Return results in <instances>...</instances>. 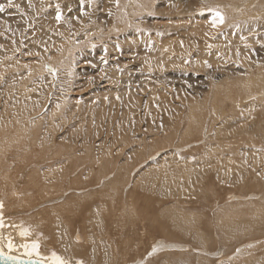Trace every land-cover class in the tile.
<instances>
[{
	"label": "bare ground",
	"instance_id": "6f19581e",
	"mask_svg": "<svg viewBox=\"0 0 264 264\" xmlns=\"http://www.w3.org/2000/svg\"><path fill=\"white\" fill-rule=\"evenodd\" d=\"M25 3H27V0H13V5L19 6V14H17L16 7H13L14 9H7L5 7L4 13H15L12 15L15 18L10 20L11 18L6 17V14L3 13L4 21H0V25L5 21H12L8 24V30L7 27L4 29L5 31L7 30L5 36L9 38L6 44L8 50L4 51L0 49V57L7 55L8 52L11 53V49L18 50L25 45L32 50L31 54L35 58L28 63L27 71L25 72H12V65L14 64L12 62L13 57L8 59V66H10L11 73L9 72L7 74V70L0 67V199H4L0 211L6 210L8 207L11 209L29 208V211L34 207V201H45L46 199L49 201L53 195H57L58 197L68 193L66 192L68 186L73 191V194L68 196V199L63 200V202L61 200L51 204L49 206L51 211L46 217L39 216L33 219V216L32 218L24 219L25 222H29L26 223L29 229V236L16 238L13 254L22 258L23 252H26L23 245L38 243L39 247H43V252H39V256L41 257V261L46 264H49L47 255L55 252H58L66 264H77L76 262L84 261H88L86 264H129L126 258L128 257V251L132 248L131 236L134 233L137 223L141 225L140 228H136V233L134 234L138 235V237L147 235L149 240L153 242L150 245L151 250L149 254L151 257L149 256V263H152L163 252L178 251L185 254L191 250L196 253V249H192L191 246L190 248L185 247V243L183 245L180 243L187 241L188 236H192L198 248L199 245H203L206 248V244L213 237V232L210 231L212 232L210 233L201 227L200 229H194L197 226L195 223H197L198 217L194 220V217H190L191 214L187 216V223H190L189 227L187 223H177V221L175 222L173 220L175 226L173 224L171 226H173L174 230L176 229L179 231V234L186 236L182 239L183 241L172 237L174 235H168L164 226L158 224L164 232H161L164 240L154 242L155 236H149L148 231V228L152 227L153 222L146 215L143 204L138 205L134 202L135 200L132 201L133 181L131 182V191H125L126 195L124 198L120 195L122 201L120 200L119 194L121 191H124L127 183L129 185L130 178H132L129 175L133 176V172L136 170L133 168L128 170L130 161L135 160L139 155L135 151L132 153L133 157L131 156V159L129 157L130 160L124 159L122 162L117 163V161H113L114 158L110 157L112 154L109 150H107V153L101 150L103 152L101 153L99 149L100 155L91 154L90 159L92 157L95 160H93L94 162L100 160L97 164L95 163L97 166L105 161L103 169L96 171L93 166H90L91 168L87 167L86 172H84L86 173V177L84 176L85 180L81 178L80 173H77V176L74 174V176H69L73 170L70 168V161L72 160V154L76 151L73 148L71 139L59 137L55 130L59 125H54L55 119L53 118L55 116L57 117L58 115L56 113L63 108L62 105L65 95L61 93L62 90L58 89L59 87L56 88L58 86L57 82L60 81L62 83L60 86L63 87L64 92L68 93L70 91L73 70L75 71L73 67L76 65H73L77 57L75 53L76 49L82 47L83 44H90V40H100L99 37L106 35V31H108L107 35L111 32L117 34L120 30L122 31L125 23H131L133 21L131 17L127 16L126 12L131 13L129 14L130 16H133L138 11L140 12V10L142 13H148L156 9L157 3H162L164 6L162 4L159 6L162 7L163 11L167 9L170 14L176 16L178 23L171 31H181L180 33L182 34H176L174 37L172 35L175 34H172V42L164 41L162 44L159 43L162 49L168 50V53L161 54L157 59L147 62L149 65L145 66V64L143 66H149L150 69L156 71V74H159L162 70L168 71L170 69L169 71H174L172 66L173 64L176 65L175 62H177L178 66L187 67L188 69L191 67V64L195 67L201 66L210 77L204 79V81L201 79L206 86L201 90L197 88V93L194 94L200 92L199 97H203V103L199 104V99L194 102L191 99L192 101H188V111L184 110L181 105V101L184 100L183 96L187 97L193 92L181 84V81L183 82L186 78L178 77L180 82L177 86L181 93L178 92L176 94L178 96L174 94L169 99L163 98L164 101H157L158 105H151L152 103L150 104V101L147 100H154L157 97L156 95L160 92L158 91L157 93V84H162L161 77L158 75L151 77L155 82L147 79H145V84H142L144 82H140V89L142 91L149 90V95L147 100H142V97L141 100L140 98L137 99L135 97L136 90L132 86L133 83L139 80L132 79L133 74L130 73L129 68L125 69V71L129 72L127 74L121 73L117 69L112 70L111 75H107V78L111 80L109 82L110 86H107L105 91V96H108L106 101L109 104L112 106L122 105L126 112L136 114L140 118H142V113L143 116L147 115L146 109L148 111L151 109L156 110L157 108L164 110V108L172 104V108L169 109L171 111L168 109L167 111L175 115H169L170 117L161 124V128L158 127L160 128L159 132H156L157 127L156 129L154 128L151 131L149 139L147 138L148 141H145V138L142 136L141 140L144 144L141 150L143 155L146 154L144 160L146 161L148 158L153 160L145 162L142 168L138 166L142 171L137 175L139 178L141 176L146 177V192L154 193L160 189L159 194L169 199L173 197L172 191L167 187L170 184V180L172 178H180V175L190 171V169H187L190 168L187 165H177V159L181 155V150L185 148L183 147L185 144H189L188 142H191L195 136L207 140L209 133L212 132V127L219 126L216 132H212L214 138L211 140L214 141V145L210 148V152L214 151L219 144H217V140L222 138V135L237 131L238 134H241L244 132L248 120L254 121L256 119L257 116L252 117L254 113L261 112L264 114V0H83V4H81V0H30L27 4ZM98 3L103 4L98 6ZM112 4H115L116 7H112ZM211 5L220 14L219 17L216 14L211 13L207 15L205 13L208 10V6ZM99 8L101 10H110V12L114 13V19L111 21L109 18L108 23L101 29L97 25L99 23L97 13L99 12ZM57 11H59L61 17L59 21L56 19ZM106 13L104 14L107 15ZM199 13L207 16L196 15ZM144 15L142 14V16ZM220 17L223 18L222 23L219 22ZM214 20L216 21L215 26H213ZM137 23L143 27L146 24L151 25V20L148 17H142ZM187 30L190 31L187 32ZM28 31H30V34L27 33ZM135 31L134 29L130 31L135 37L133 40H131L132 38L127 40L128 42H136V40H140L138 37H142V35L139 36L142 33L138 35ZM182 31H185V33ZM132 33L123 35V37L125 39L130 38ZM26 36H29L27 40ZM166 37L170 39L169 35ZM22 39L26 41L23 40V42ZM169 46H173V48ZM82 48L79 49L81 53H83ZM116 50L117 53H120V47H117ZM106 51V48L102 49L100 52L102 54H95L94 58L98 60L99 57H106ZM79 52L78 55H80ZM56 54L57 56H54ZM120 55H122V52ZM106 60H108V57L104 59V62ZM103 67H100L99 70L97 68L95 69L98 71L97 74L101 75L100 71H104L106 68ZM133 72L135 71L133 70ZM172 73L165 72L166 75L163 76L165 77L163 80L168 79L173 75ZM18 75L20 76L18 77ZM218 76L223 77V80H214ZM195 80L201 85L199 79ZM84 82L87 86L91 85L88 79H85ZM41 83H45V85H39ZM83 85L85 86V84ZM43 88H46L44 95L33 94L34 90ZM56 90H59L60 93ZM175 91L177 92V89ZM93 100H88L85 104L89 107L90 102ZM96 104L102 106L103 99H99ZM97 111L98 109L92 107L89 108L87 113L94 117ZM240 116L248 118L241 125L238 124L241 121ZM239 119L240 121H238ZM86 133L89 135L88 132ZM87 135L85 136V141L88 138ZM82 141H84V138ZM84 143H82L83 146L85 145ZM167 148L169 151H165ZM234 149L237 150V147L235 146ZM87 150L89 151L88 148ZM88 151L84 152V150H81V154L85 155L83 157H75L72 162L76 161L77 164L79 160L83 162V159L89 155ZM89 152L91 153V150ZM242 155H244L245 161L255 162V160L258 161L261 158L262 154L243 151L241 153ZM55 157H59L58 161L51 163ZM154 158L156 159L154 160ZM56 165L59 166L57 167ZM83 165L81 163V166ZM54 167L59 168L60 171L55 172L54 170L56 168L54 169ZM251 167L254 171V179H257L259 169L255 170L254 168L256 166L253 164H251ZM73 168L75 169V167ZM122 170L123 174L120 173ZM246 171L248 173V170ZM208 172L205 166L197 164L193 167V171H190L189 176H191V180L196 179L194 183L198 182L200 187L204 182L203 177L205 179H219L222 177L226 178L228 175L227 170L222 169H215V175L208 174ZM91 181H94V183L90 184ZM86 183L90 185L89 189H94L98 184H102L99 203H92L93 212H90V214L88 212L87 215L93 214V217L89 216L95 220L93 221L92 219L94 223H91L95 224L97 222L95 226H98V228L96 232L90 230L85 233L80 232L78 235V232L75 233L74 229H70L73 224V218L71 219L70 216L72 217V214L74 215L75 209L78 207H75L76 205H79V207L83 205L84 207L90 201L89 196L87 198V196H82L84 194H81L86 192L84 191ZM117 188L120 190H117ZM110 190H117L118 195ZM24 192L26 193L24 194ZM112 194H115L119 198L120 205L117 206V203L115 205L117 198H114L115 200L113 201L112 199L115 195ZM257 196L258 194L254 192L251 194V199L255 200ZM104 197L106 198L104 199L106 202L102 200ZM243 201H245L242 202L243 207L253 211V213L255 212L253 216L255 217L256 210L261 206V203ZM239 203L241 202L239 201L237 204L239 205ZM172 204L178 216L186 218L185 208H177L176 205L178 202L176 201H173ZM119 206L121 207L118 208ZM101 207L105 209V213L101 212ZM254 208H256L255 211ZM42 209L36 215L42 214ZM21 211L24 210L22 209ZM233 214L232 217H236L238 216L236 214L239 213ZM226 215L228 214L224 216ZM224 216L217 219V233L224 239L236 240L238 244L235 247L236 251L234 250L228 256L223 257L221 256V250L217 251L215 256L220 259L217 263L251 264L249 261L252 258H257L260 264H264L263 228L253 231L249 223L232 222L224 224ZM14 221L8 220L7 223L13 224ZM125 222H127L129 228H127L128 230L126 229L128 231L127 236H124L125 233L123 234L124 237L121 236L123 237L121 240L128 237V239L124 240L125 248L122 250L124 252L123 254L116 250L117 246L115 244L117 243H115V237L117 238L120 232H124L122 231V226L125 227ZM7 223L4 222V224ZM207 223L211 225L209 221ZM214 224L216 228V222ZM153 227H155L154 224ZM209 229H212V227ZM11 230H13L12 225L11 228H7V231L3 232L4 230L2 231V229L0 231V248L3 252L7 250L8 240L6 236L8 234L12 235L13 232ZM54 230H56L57 234L53 232ZM52 235H55V238L57 237V240L54 238L57 241L56 245L51 242ZM8 238L11 237L9 236ZM140 240L142 241V239ZM120 245L122 246V244ZM99 247L102 248L100 259L97 258V254L101 252L98 251ZM85 248H87L86 254H83ZM199 249L202 248L200 247ZM258 253L259 255H257ZM198 256H201V254H198ZM136 264L146 263L137 262Z\"/></svg>",
	"mask_w": 264,
	"mask_h": 264
},
{
	"label": "rangeland",
	"instance_id": "374dc122",
	"mask_svg": "<svg viewBox=\"0 0 264 264\" xmlns=\"http://www.w3.org/2000/svg\"><path fill=\"white\" fill-rule=\"evenodd\" d=\"M0 1H1L0 4H4L7 9L9 8V7H7V3H6L7 1L6 2H4L5 0H0ZM29 1L30 0H27V3ZM223 1H226V0H223ZM18 3H21V2H18ZM18 3H16V4H18ZM27 3H25V4H27ZM100 4L102 5L103 3H98V6ZM160 4H162V3H157L156 9H154L148 13H142V11L140 10L141 13L138 11L133 16H130L129 14H131V13L126 12L127 16L131 17L133 19V21L131 23H125V26H123L122 31L120 30V32H118L117 34H115L114 32L113 33L111 32L112 34L109 33L108 35H107L108 31H106V35H101L99 37L100 40H96V41L90 40V42H91L90 44H83V46H82L83 48L80 47V48L76 49L75 53H76L77 57H76V61L73 62V65H75V64L76 65H75V67H73V69H75V71L73 70L74 73L72 74L73 79H72V85L70 86V91H68V93L64 92L63 87L60 86V84H62V83L60 81L57 82L58 86L56 88L59 87L58 89L62 90L61 93L65 94V95H64L63 105H62L63 108L61 109V111L56 113V115H58V116L57 117L55 116V118H53V119H55L54 125H56V126L59 125L58 128H56L55 130L57 131V135L59 137H61V138L67 137V138L71 139L72 145L74 146L73 148L76 151V152L74 151L75 153L72 154V160L70 161V165H71L70 168L73 170L71 171L72 174H69V176H74V175L77 176L80 173L82 176L81 178L84 179L86 177V173H84V172H86L87 167L93 166V168L95 167L94 169L96 171L99 169H103L105 166V161L102 164H99L97 166L96 164L100 160L94 162L95 160L92 159V157L90 159L91 154L92 155H100L99 149H100L101 153H103L102 151L107 153V150H109L112 154V155H110V157L114 158L113 161H117V163L120 161L122 162V160H124V159H129V157L131 159V156L133 157V155H132L133 151H135L136 153L139 154L137 156L138 159L133 158L135 160L130 161V165L128 168V170H131L132 168L136 169L133 172L134 177L129 175V177H132V178H130V182H129L130 186L127 183L126 188L124 189V191H121V193L119 194V197H120V200L122 201V198H124V196L126 195L125 191H127V190L131 191L130 187H132L131 182L133 181L134 189H133L132 194H131L132 201L135 200L134 202H136L138 205L142 203L146 215L153 222L155 227H153V224H152V227L151 228L149 227L148 231H149V236L150 235L155 236L154 242H158L159 240H164L163 235H162V233H164V232L161 230V227L158 224L164 226V229L167 230L168 235H174L172 237H175L176 239L183 241L182 239H184L186 236L184 234H179V231H177L176 229L174 230L173 226H171V225L172 224L174 225L173 220H175V222L177 221V223H187V216H189L190 214H191L190 217L191 218L194 217L193 218L194 220L197 219V217H198L197 223H195L197 226H195L196 228L194 227V229H200V227H201L202 229H205L209 232L210 231L213 232V233L212 232H210V233H212V236L214 237V239H213V237L211 238V240L212 239L213 240H212V242L210 240V242L208 244H206L207 245L206 248L203 245H199V248L201 247L203 250L198 248V246L196 245V243L192 239V236H188L187 241L180 242V243L182 245H183V243H185L184 244L185 247L190 248V246H191L192 249H196L197 250V251H195L196 253H194V251H191V250L185 254L180 253L178 251L163 252V253H161V255L159 257H156L155 260L152 261V263L151 262L149 263L148 259L151 257L149 254L150 250H151L150 245L153 244V242L149 240V237L147 235L143 236V237H140V236L138 237V235L134 234V233H136V228H140V225H141L140 223H137V226H135L134 233H132V236H131L133 249L131 248L128 251V253H127L128 257L126 258V261H128L129 264H133V263L136 264L137 262H142V263L145 262L146 264H181V263L182 264H221V263H217L220 259H219V257L215 256L216 255L215 253L217 251L221 250V256H223V257L228 256L234 250L236 251L235 247L238 243L234 239H229V238L224 239L221 237L220 234L217 233V229H218L217 219L219 217H223L225 214H228V215L224 216V218H223L224 224H229L232 222L249 223L252 226L253 231L254 230H260L262 228L264 231V114H262L261 112H259L257 114L254 113L252 117L257 116L256 119H254V121L248 120V123L245 125L246 127H245V130L243 133L238 134V131H237L235 133H226V134L222 135L223 137L220 138L219 140H217V144L218 143L219 144L216 147V150H214V151L210 152V150H211L210 148L213 147V145H214V141L211 140L214 138V135L212 132H216V129L219 126L218 127H212V132L209 133L207 140H204L203 138H199V136H195L194 138H192L191 142H188L189 144H185L183 146L185 148L183 150H181V155L177 159L178 160V163H177L178 166L187 165L190 167L187 169H190V171H193V167L197 164H200L202 166H205L208 169V171H209L208 174H212V175H215V169L227 170L228 175L226 178L222 177L219 179H213V178L205 179L203 177L204 182L199 187V183L198 182L194 183V181H196V179L191 180L190 179L191 176H189L190 171H187L186 173L180 175V178L177 177V178H172L170 180V184L167 186L168 189H170L172 191L173 197L169 198L170 200L168 199V197L164 198V196H162V194H159L160 189L159 190L157 189L158 192L155 191L156 194H155V192L154 193L146 192V186H145V178L146 177L141 176L139 178L137 175H138V173L139 174L141 173V171H142L141 168L145 165V162H148V160L150 161L153 159L148 158L146 161L144 160V156H146V154L143 155V152L141 150V147H143V144H144V142L141 139L143 136V138H145V141H148L147 138L149 139V137L151 136V131L154 130V128L156 129V127H157L156 132H159V130L162 126L161 124H163V122L167 118H169L171 115L172 116L175 115L172 113H168L169 111H171L169 109L172 108L171 107L172 104L169 105V107L167 106V108H164V110L157 108L156 110L151 109L150 111H148L146 109L145 111L147 112V115L143 116V113H142V118H140L136 114L134 115V114H130V113L126 112V110L123 109L122 105L112 106L111 104L108 103V101H106L108 96H105L106 87L110 86L109 82L111 80V79L107 78V75L110 76L111 71L115 70V69H117L121 73L127 74L129 72L125 71V69L129 68L130 73L133 74L132 79L139 80L136 83H133L132 88L136 90L135 91V93H136L135 97L137 99L140 98V100H141V97H142V100L143 99L147 100L148 99L147 97L149 95V90L142 91L140 89V82H144L142 84H145L146 83L145 79L154 81V79L151 78L152 76L158 75L159 77H161L160 80L162 81V84H159L160 86L157 84V87H158L157 93H158V91H160L159 94L156 95L157 97L154 98V100L153 99L147 100V101H150L149 102L150 104L152 103L151 105H154V104L158 105L157 101H159V100L164 101V99L172 98V95H174V94H175V96H178L176 94L178 92L181 93V91L178 90L179 87L177 86L180 82L178 79L180 77H184L187 80L185 79L183 82L181 81V84L185 85L189 91L193 92V93H191V95L187 96L188 98L186 96H183L184 102L181 101V105L183 106L185 111L188 108V106H187L188 101L193 100L192 102H194V101L199 99V104L203 103V97H201V98L199 97L200 92L198 94H194V93H197V88L201 90L203 87L206 86L205 83H203L201 81V79L204 81V79H208L210 77L207 74V72L205 70H203V68H201V66L195 67V66H192V64L190 67L191 69L190 68L188 69L187 67L178 66L177 62H175L176 65L173 64V66H172V68H174V71H169L170 69L168 71L162 70L161 72H159V74H156V71L150 69L149 66L145 67V66L149 65L147 62H150L153 59H157V57L160 56L161 54L168 53L167 49H162L160 47L162 42L163 43H164V41L172 42L171 41L172 36L174 37V36H176V34L177 35L182 34V33H180L181 31H179V32L171 31V29L174 28V26L178 23V21L176 20V16L173 14H170L167 9H165V11H163L162 7L159 6ZM114 6L116 7L115 4H112V7H114ZM13 7H16V6H13ZM13 7H10V9L11 8L14 9ZM0 13H1L0 17L2 16V18H3L4 14H6V17L11 18L10 20H13L15 18L14 16H12L15 13L8 14V13H4V11L0 12ZM97 13H98V20H99V23H97V25L100 27V29L104 28L105 24L108 23L109 18L111 19V21L114 19V13L110 12V10H105V9L101 10V8H99V12H97ZM104 13H106L107 15H105ZM205 13L207 15H210L211 13L216 14L217 12L215 11V7L211 5V6H208V10H206ZM17 14H19L18 10H17ZM142 14H145V15L142 16ZM196 15L203 16L205 14L202 15L201 13H199ZM207 15H205V16H207ZM142 17H148V19L151 20V25L146 24V25H143V27L138 25L137 22L139 20H141ZM2 18H0V21H4V18L3 19ZM6 22L7 21H5L2 25H0V33H1L0 34V37H1L0 38V42H1L0 43V49H2L4 51L8 50L6 47L7 46L6 44H7L8 39H9L8 37L5 36V32L8 30V24L11 23L12 21L11 22L9 21L7 23ZM152 24H153V26H152ZM6 27H7V30L5 31L4 29H6ZM31 27L35 28L34 26H31ZM132 29L136 30L135 32L138 35L140 33H142L139 35V36L142 35V37H138V38H140V40H136V42L138 41L137 43L135 41L134 42H128L127 41L131 38H132L131 40H133L135 37V36H133L134 34L132 32H130ZM109 30L111 31V29H109ZM189 31L190 30H187V32H189ZM182 32L185 33V31H182ZM27 33L30 34V31H28ZM128 33H132V35H130V38L125 39L123 37V35H127ZM172 34H175V35H172ZM167 35L170 36V39L166 37ZM28 38H29V36H26V40ZM23 40L26 41L25 39H22V41ZM158 40H160V41H158ZM159 43H161V44H159ZM117 47H120V53L122 52V55H120V53H117V50H116ZM169 47L173 48V46H169ZM81 48L83 50L82 51L83 53L79 52V49H81ZM105 48L107 49V51H106L107 56L106 57H108V60H106L104 62V59L106 57H103V56L99 57L98 60L95 59L94 55L95 54H102L100 52L102 49H105ZM11 51H12L11 53L8 52L7 55L0 57V67L6 69L7 70L6 73L8 74L10 72V66H8V59H10V57H13L12 62L14 64L12 65V69H13L12 72H20V71L25 72V71H27L28 63L35 59L34 55L31 54L32 50L24 45V47L22 46V48H20L18 50H12L11 49ZM78 52L80 53V55H78ZM114 52H115V54H114ZM54 56H57V54ZM143 65H145V66H143ZM103 66H105L106 68ZM100 67L105 68L104 71L103 70L100 71L101 75L97 74L98 71L95 70L96 68L99 70ZM133 70L136 73L133 72ZM165 72H168V73L170 72V74L173 72L172 73L173 75H171L168 79L166 78L167 81L163 80V79H165V77H163L166 75ZM205 72H206V74H204ZM139 74L141 77L139 76ZM142 74L145 76V78ZM19 76L20 75H18V77ZM136 76H139V77H136ZM172 76H174L175 78L173 77L174 78L173 79ZM85 79H88L89 84H91L90 86H87V84L84 82ZM195 79H199V81L201 82V85H199L200 83L196 82ZM107 80H109V81H107ZM214 80L221 81V80H223V77L218 76V77L214 78ZM28 84H32V83H28ZM83 84H85V86ZM163 84H164V86H163ZM39 85H45V83H41ZM54 86H56V85H54ZM46 88L34 90L33 94H35V95L39 94L40 96L44 95L46 92ZM175 89H177V92L175 91ZM56 91L58 93H60L59 90H56ZM145 92H146V94H145ZM91 99H94V100L92 102H90L91 104L88 107L85 103ZM99 99H103L102 106H99V104H96L99 101ZM178 100H181V99H178ZM85 105H86V107H85ZM92 107H95L96 109H98V111L94 115V117L90 116V114L87 113V111H89V108H92ZM167 109L169 111H167ZM166 111L168 114L166 113ZM243 117L244 116H240L241 121L239 119L238 121H240V122L238 124L241 125L242 122H245V120L248 119L245 117H244L245 118L244 119ZM58 119L60 120V124H59ZM54 121H53V123H54ZM131 123H132V125H131ZM135 123H136V125H135ZM184 124H185V120H184ZM158 127H160V128H158ZM138 129H140V130H138ZM86 132H88L89 135H87ZM226 132H229V131H226ZM245 132H246V134H244ZM86 135L88 137L87 138L88 140L86 139V141H85ZM135 135H138V136H135ZM83 138H84V141H82ZM198 140H201V141H198ZM83 142H85L84 146L82 144ZM89 143H90V145H89ZM146 145H149V144H146ZM235 146L237 147V150L234 149ZM183 147H181V148H183ZM87 148L89 149V151L91 150V153L87 150ZM81 150H84V152L88 151L89 158H88V156H86V158L83 159V162H82V160H79L78 161L79 165H78L76 161H74V162H72V161L74 160L75 157H81V156L83 157L85 155V154L84 155L81 154ZM165 151H169V149L167 148V149H165ZM243 151L244 152H246V151L251 152L254 154H262V155L258 161L257 160H255V162L245 161L244 155L241 156V153ZM93 152H95V153L93 154ZM207 153L208 154L210 153V154L208 155ZM61 157H63V156H61ZM56 158H57V160H56ZM58 158L59 157H55L54 158L55 160L53 159V162H51V163L57 162ZM150 158H153V157H150ZM157 158H159V157H157ZM155 159L156 158H154V160ZM81 163L84 165L81 166ZM142 163H143V165L141 166ZM89 164H91V165H89ZM251 164L256 166L254 168L255 170L259 169V171L257 172V174H258L257 179H254V171L252 170ZM56 166L58 167L59 165H56ZM138 166H140L141 168ZM73 167H75V169ZM83 167H84V169H83ZM55 168L56 167H54V169ZM138 169H139V171H138ZM79 170H81V171H79ZM83 170H85V171H83ZM246 170H248V173ZM54 171L59 172L60 170H59V168H56V170H54ZM136 171H138V172H136ZM120 173L123 174V170ZM123 178H125V177H123ZM137 178H139V179L137 180ZM92 183H94V181L90 182V184H92ZM86 186H88V187H86ZM101 186H102V184H98V186L95 187L94 189H89L90 185L88 183H86V185L84 187V191H86V192L81 193V194H84L82 196H87V198L89 196L90 201H89V203H86V205L84 207H83V205H82V207H79V205H76L75 207H77V206L78 207L75 209L74 215L72 214V217L70 216L71 219L73 218V220H72L73 224L71 223L72 226L70 227V229H74L75 233L78 232V235L80 234V232L85 233V232H89L90 230H92L94 232L97 231L98 226L97 227L95 226V225H97V222H95V224H93L94 223L93 221H95V220L93 218L89 217V216L93 217V214H91L89 216H87V215H88V212H89V214H90V212H93L92 203L93 204L99 203L100 192L102 190ZM118 187L120 188V186H118ZM119 188H117V190H120ZM117 190L116 191L110 190V191H112L118 195ZM66 192H68V193H66L62 196H58V197H57V195H53L54 198L52 197L51 198L52 200L49 199L50 203H49L48 199H46L47 201L46 200L45 201L44 200L34 201V207H32L29 211H28L29 208L28 209L27 208L26 209L25 208H13V209H11L10 207H8L6 210L0 211V220H1L0 222H2V225H3L2 227H0V231L2 229V231L4 230L3 232H5V231H7V228H11V225H12L13 230H11V231L13 233H12V235L6 234L7 235L6 238L8 241L10 240L12 242V244L14 245L15 241L17 240L16 238L22 237L20 235V232H22V231L28 232L29 231L28 225L26 224L29 222L28 221L25 222L24 219L32 218L33 216H34L33 219H35L36 217H39V216L46 217L51 211L50 207H49V206H51V204H54V202H59L61 200H62L61 202H63V200L68 199L67 197L71 196L73 194V191L70 190L69 186L67 187ZM254 192H255V194H258V196L255 198V200H252L251 194ZM25 193L26 192H24V194ZM115 194H112V195H115ZM120 195L122 196V198ZM227 195H229V196H227ZM64 197H66V198H64ZM114 198H117V200L115 201V205H116V203H117V206L120 205L119 198L115 195V197H113V199L112 198L111 199L114 201L115 200ZM104 199H106V198L105 197L102 198L103 201H105ZM243 200L261 203V206L257 210H256V208H254V211L256 210V216L255 217H253L255 212L253 213V211L247 210L246 207H243L242 202H245ZM173 201L178 202V204L176 205L177 208H185L184 212H185L186 218H181L178 216V214L174 210V205L172 204ZM239 201L241 203H239V205H238L237 203ZM118 202H119V204H118ZM3 203H4V199L3 200L0 199V205ZM44 206H46V207H44ZM37 207H39L38 210H37ZM42 207H43V209H42ZM120 207L121 206H119L118 208H120ZM40 208L42 209V214L36 215V213L39 212V210H41ZM48 208H49V210H48ZM22 209L26 212H24V211L20 212V210H22ZM34 209H35V212H34ZM100 210L102 213H105V209L103 207H101ZM248 211H250V212H248ZM192 213H194V214H192ZM233 213H239V214H236V215H238L236 217H232L234 215ZM244 213H246V214H244ZM28 214H30V215H28ZM11 215H12V217H10ZM16 215H17V217H15ZM85 216H87V217H85ZM125 216H127V215H125ZM249 216H251V217H249ZM85 218H86V220H85ZM92 219H93V221H92ZM8 220H13V221L15 220V221L13 224H9V223H7ZM17 221H21V222L17 223ZM208 221H209V224H211L212 226L208 225V223H207ZM4 222L7 224H4ZM91 222H93V223H91ZM215 222H216V228H215V224H214ZM21 223L23 224L22 226H21ZM125 223H126L125 227L122 226V231H124V232H120V234L118 235L119 237L118 236H117V238L115 237V241H116L115 243H117V244H115V246H117L116 250L119 251L120 253H123V254H124V252L122 250H124V248H125L124 240L128 239V237H126L124 240H121V239L125 235L127 236V233H128L127 228H129L127 222H125ZM189 224H188V227H189ZM213 225H214L215 230L213 228ZM208 226H210L209 228L212 227V229H209ZM197 227H199V228H197ZM55 228H57V227H55ZM138 230L140 231V229H138ZM53 232L55 234H57L56 230H54ZM112 233H113V230H112ZM123 234H124V236H123ZM9 236L11 238H8ZM26 236H29V232L27 233ZM52 236L53 237H51L52 238L51 242L56 245L57 244V241H56L57 237L55 238V235H52ZM121 236H123V237H121ZM23 238H24V236H23ZM140 239H142V241ZM137 243H138V245H137ZM36 244L38 245L37 252L35 254H33L32 256H28L25 254V252H23L22 258L21 257L19 258L18 255L13 254V250L9 251L8 248H6L7 250L4 252V254H6V256H10L13 258H19V259L41 260V257L39 256V254L41 252H43V247H39L38 243H36ZM120 244H122V246ZM204 249H206L207 251ZM30 250H28V251H30ZM86 250H87V248H85V251L83 252V254H86ZM98 251H101L100 254L99 253L97 254L98 255L97 258L100 259L101 255H102V248L99 247ZM205 251H206V253H205ZM52 254L49 253L47 255L48 258L46 257L48 259L49 264H52L51 259H50ZM55 254H57V256H59V258H61V256L58 254V252H55ZM198 254H201V256H198ZM257 255H259V253ZM137 257H138V259H137ZM61 260H62V258H61ZM86 262H88V261L81 262V264H86ZM249 262L251 264H260L258 262L257 258H252ZM235 264H240V263H235Z\"/></svg>",
	"mask_w": 264,
	"mask_h": 264
},
{
	"label": "snow or ice",
	"instance_id": "6c2138e0",
	"mask_svg": "<svg viewBox=\"0 0 264 264\" xmlns=\"http://www.w3.org/2000/svg\"><path fill=\"white\" fill-rule=\"evenodd\" d=\"M81 4H83V0H81ZM13 0H7V7H13ZM5 5L4 4H0V12H3L5 10ZM17 7V10H19V6L16 5ZM216 16H220L219 13H216ZM60 13L59 11H57V16H56V19L57 21L60 20ZM220 23L223 22V18L220 17ZM215 23L216 21L214 20L213 21V26H215ZM0 207H2V205H0ZM2 222H0V227H2ZM20 235L23 237V236H26L27 235V232L26 231H22L20 233ZM23 247L26 249V252L25 254L28 255V256H32L33 254H35L37 252V248H38V245L36 243H33L31 245H23ZM7 248L9 251H12L14 249V245L12 244V242L9 240L8 243H7ZM31 249L30 251H28V249ZM51 262L52 264H66L65 261L61 260L58 256H56L55 253L52 254L51 256ZM0 261H3L4 264H10V262L14 261V258L13 257H6L3 250L0 249ZM17 264H43V262L41 260H28V261H25V262H17ZM77 264H81V262H77Z\"/></svg>",
	"mask_w": 264,
	"mask_h": 264
},
{
	"label": "water",
	"instance_id": "95a60500",
	"mask_svg": "<svg viewBox=\"0 0 264 264\" xmlns=\"http://www.w3.org/2000/svg\"><path fill=\"white\" fill-rule=\"evenodd\" d=\"M6 257H8V256H6ZM29 260H33V259H29ZM25 261H28V259L14 258V261L10 262V264H17V262H25ZM0 264H4V262L0 261ZM43 264H46V263H43Z\"/></svg>",
	"mask_w": 264,
	"mask_h": 264
}]
</instances>
